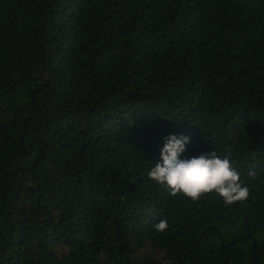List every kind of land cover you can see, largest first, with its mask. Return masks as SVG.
Masks as SVG:
<instances>
[{
  "label": "trees",
  "instance_id": "16d2710c",
  "mask_svg": "<svg viewBox=\"0 0 264 264\" xmlns=\"http://www.w3.org/2000/svg\"><path fill=\"white\" fill-rule=\"evenodd\" d=\"M170 134L249 198L150 179ZM0 264H264V0H0Z\"/></svg>",
  "mask_w": 264,
  "mask_h": 264
},
{
  "label": "clouds",
  "instance_id": "9594fccd",
  "mask_svg": "<svg viewBox=\"0 0 264 264\" xmlns=\"http://www.w3.org/2000/svg\"><path fill=\"white\" fill-rule=\"evenodd\" d=\"M188 142L190 137L184 135L177 137L170 134L165 137L161 161L149 170V178L166 186L172 196L181 194L193 202L212 193L221 197L226 205L249 198L250 189L241 181L240 173L230 159V151L226 149L228 154L221 156L211 150L181 159ZM248 174L254 175L251 170ZM154 227L157 232L163 233L168 223L161 219Z\"/></svg>",
  "mask_w": 264,
  "mask_h": 264
},
{
  "label": "rangeland",
  "instance_id": "374dc122",
  "mask_svg": "<svg viewBox=\"0 0 264 264\" xmlns=\"http://www.w3.org/2000/svg\"><path fill=\"white\" fill-rule=\"evenodd\" d=\"M147 252H149V247H148V246H146V247L144 248V250L142 251V253L145 254V253H147ZM165 263H167V262H165Z\"/></svg>",
  "mask_w": 264,
  "mask_h": 264
}]
</instances>
